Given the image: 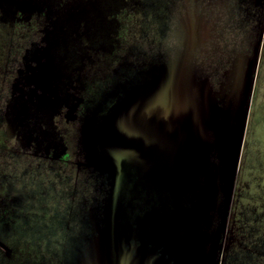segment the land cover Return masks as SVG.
<instances>
[{"label":"rangeland","instance_id":"rangeland-1","mask_svg":"<svg viewBox=\"0 0 264 264\" xmlns=\"http://www.w3.org/2000/svg\"><path fill=\"white\" fill-rule=\"evenodd\" d=\"M186 1L0 0L1 15L9 22L18 21L16 26L21 21L26 23L25 33L31 34L34 41L11 86L13 98L7 103L8 118L18 121L9 126L8 133L15 134L18 138L16 143H21L34 155L48 154L52 159L67 161L64 166L51 163L56 169L45 172L37 166V160L33 162L31 158H20L14 154L9 155L12 159L6 158L0 145V167L6 166L0 168V182L11 184L13 180L9 176L17 180L22 177L23 183L18 185V189L22 190L21 186L26 185L28 176L40 173L42 180L37 186L39 192L47 191L49 195L43 196L46 198L45 205H48V215L58 217L65 226L64 241L58 245L53 243L56 232L59 233V229L55 228H49L45 234L49 243H33L31 251L42 256L38 258V264L82 262L90 232H95L96 210L113 192L110 180L98 175L90 165L82 145L83 127L91 114L100 112L95 108L96 103H102V94L107 91L112 79H117L126 70H139L138 66L147 61L169 59L172 55L170 49L178 42L176 37L181 38L185 51L190 44L176 28L183 15L192 12L196 14L189 13L187 17L191 20L188 22L198 21L204 30L198 31L200 43H195L186 52L192 56L197 79L207 80L210 66L214 69L219 63L215 59L213 64L210 58L205 57L209 53L205 47V32L208 34V25L212 22L211 13L219 11L223 17L221 21L227 22L230 21L227 13L239 11L240 16L235 20L241 27L247 14L251 18L249 5L234 6V0L224 1L223 5H218L217 0ZM256 2L257 20L254 19V23L258 32H263L264 0ZM238 32L240 37L246 33L241 28L231 33L226 31L225 36ZM213 33L210 30L209 34ZM257 59L253 65L244 60L241 70V64L235 60L228 63L229 66L224 63L226 66L223 69H227L225 86L224 83L219 86L223 91L219 87L213 90V85L208 82L215 95L214 105L221 109L222 114L228 113L229 116L221 123L227 133V146L224 167L219 173L220 189H225L228 184L240 118L247 106L231 202L225 230L221 233L224 238L222 258L218 263L216 260V264H264V38ZM167 63L162 62V65ZM230 75L236 77L237 86L233 85ZM59 116L61 121L57 123ZM4 127V119L0 117V130ZM11 143L13 145L14 142ZM30 143L33 144L31 147L28 146ZM13 151L16 148L13 147ZM219 156L222 157L218 151L212 153L210 166H221ZM12 160L17 161L16 170L15 165L11 167L9 164ZM76 163L80 164L78 172ZM89 168L92 171L88 172ZM13 170L14 173L11 172ZM59 181L61 187L56 185ZM23 189L28 193V186ZM58 189L61 193L57 192ZM55 195L63 196L58 199L61 206L52 203ZM26 204L27 201L21 206ZM141 204L140 201L133 202L129 218L144 220L138 217ZM62 206H65V213L61 210ZM20 215L27 220V209ZM75 251H81L79 263L75 259ZM52 254L58 257L53 259Z\"/></svg>","mask_w":264,"mask_h":264},{"label":"water","instance_id":"water-1","mask_svg":"<svg viewBox=\"0 0 264 264\" xmlns=\"http://www.w3.org/2000/svg\"><path fill=\"white\" fill-rule=\"evenodd\" d=\"M201 25L185 24L190 46L199 43ZM124 86L115 104L105 110L97 106L100 112L83 127L85 156L98 175L110 180L113 192L96 210L95 232H90L81 264H216L247 106L228 184L220 189L227 146L221 123L229 116L214 105L208 81H199L180 56ZM214 151L222 156L220 167L209 164ZM142 199L152 209L149 215L144 221L129 218L133 202Z\"/></svg>","mask_w":264,"mask_h":264},{"label":"flooded vegetation","instance_id":"flooded-vegetation-1","mask_svg":"<svg viewBox=\"0 0 264 264\" xmlns=\"http://www.w3.org/2000/svg\"><path fill=\"white\" fill-rule=\"evenodd\" d=\"M188 1V0H187ZM186 1V2H187ZM216 1V0H214ZM225 2H230L231 0H217L216 3L222 4ZM234 6L240 4V5H249V8L251 12V18L245 16L241 21H244L243 26H239L237 23V20H235L236 17L240 16V12H230L228 14V20L225 22L222 20V16H220V12L216 11L218 13L212 12V22L208 25V34L205 32V47L207 50H209V53L205 56L210 58L214 64L215 59L218 60V65L213 66L208 72V79L207 81L213 85L214 87H219L222 83H224V76L227 69H223L228 63H231L233 60H235L237 63L239 62L240 70L242 68V63H244V60H247L251 65L255 64L258 60L257 57L260 53V47H261V41L264 38V30L263 32H258L257 25L254 23V19L257 20L256 10H257V2L256 0H234ZM208 5V4H207ZM219 7V6H218ZM238 8V7H237ZM218 9V8H217ZM254 11V12H253ZM253 12V13H252ZM180 13H182L180 11ZM192 15L196 13L189 12ZM188 13V14H189ZM237 13V14H236ZM188 14H184L183 17L178 22V27L176 28L179 31L183 33V36L185 37L184 31H185V24H188ZM223 14V13H222ZM236 14V16H235ZM191 20V19H190ZM14 21V22H13ZM9 22L4 18V16L0 13V42L2 40V43H0V73L3 74L0 75V112L2 113V116L0 117L4 119L5 127L0 130V145L2 150L4 151V156L8 159H12V156H19L20 158H31L33 162L35 160L38 161L37 166L39 168H42L45 172H53L55 167L51 166V163H61L63 166L67 163L66 160L61 159H52L48 154L42 155V154H32L29 149H24L23 146L16 142H18V138L15 136V134L9 135V126H13L18 120L13 119V117L8 118V102L9 100L13 98V92L11 91V86L14 84V80H16L18 76V72L21 69H18V67H22V63L25 60L26 55L29 52V49L31 48L33 44V39L31 34L28 35V33H25V26L23 21L21 23H18L20 25L16 26L15 23L18 21L13 20ZM20 21V20H19ZM221 23V24H218ZM193 24L194 22L191 21ZM212 24V26H211ZM8 25V26H7ZM238 25V26H237ZM243 29L244 32L246 31L245 35L243 37H240L241 35L236 33L235 35H226V31L228 32H235L238 29ZM31 29V28H30ZM236 29V30H235ZM32 30V29H31ZM210 30H213L214 33L209 34ZM234 30V31H233ZM178 32H176V35ZM212 35V36H211ZM240 35V36H239ZM26 38V39H25ZM178 42L173 45V48L170 50L172 51V55L169 59H164L163 61L160 60H154V61H147L143 63L142 66H138L135 71L126 72L124 71L122 75L118 76L117 79H112L110 82V86L108 87L107 91L102 94V100L104 104L96 103V106H103V109L108 107H112L117 97L120 93H118V90H123L125 87V84L128 85L129 82L133 83L135 82V77H138L140 73L147 72L149 70H152L153 68H157L162 65V62H172L173 60H178L179 57H185V63L186 67H188L191 71L194 69L192 66V56L188 54V52L191 50V46H186V50H183V46L181 45L180 41L181 38H175ZM185 39V38H184ZM4 40V41H3ZM208 40V42H207ZM200 43V38H199ZM207 43V44H206ZM242 56V57H241ZM176 58V59H175ZM220 60V61H219ZM224 61V62H223ZM169 62V63H170ZM181 62H184L181 60ZM226 63V65L224 64ZM220 64V65H219ZM229 66V65H228ZM5 68L4 72L1 71V69ZM212 69V70H211ZM197 77V76H196ZM230 77L236 81V77H233V75ZM198 78V77H197ZM201 82L205 80H201ZM5 85V86H4ZM225 86V83H224ZM220 90L223 91V88H220ZM218 89V90H219ZM222 93V92H220ZM236 92H234L235 94ZM5 100V101H3ZM102 101V103H103ZM102 113V112H101ZM61 117L59 116L57 123H60ZM16 129V128H15ZM14 129V130H15ZM8 133V135L6 134ZM11 142H14L13 145ZM21 145V146H20ZM33 144H29L28 146H32ZM11 147V148H10ZM13 147L16 148V151H13ZM55 160V161H53ZM17 161L12 160L10 161L11 167L15 165L14 170H16L17 167ZM40 163V164H39ZM78 166L80 164L76 163V170H78ZM6 168V166L4 165ZM0 167V168H4ZM5 170V169H4ZM14 170L11 171L14 173ZM2 171V170H0ZM92 171V169H88V172ZM76 172V174H78ZM31 175V174H30ZM79 175V174H78ZM77 176V175H76ZM10 179H12L11 184H4L3 182H0V264H38V258H41V253L39 252H33L31 251V248L33 247L34 242H40L41 244L49 243V239L45 237L48 232L49 228H55L56 230L59 229L55 234V240L53 243L56 242L58 245L59 242L64 241V228L61 223V219H59L56 216L48 215V209L45 205L46 204V198L43 196L49 197L46 192H39L37 184H40V180H42L41 174L35 172V175L28 176V182L26 185L21 186L25 188L26 186L29 187L28 193L24 190L18 189V185L23 183L22 177H19V180L14 179L13 177L9 176ZM5 178H3L4 180ZM71 180V179H69ZM56 185L58 187H61V182H56ZM57 190V192L61 193ZM28 195H26V194ZM63 196L55 195L52 198V203L56 206L59 205V200L62 199ZM49 199V198H47ZM72 200V199H71ZM27 201V206H21L24 204V202ZM45 201V202H44ZM142 202L138 217H143L144 219L147 217L146 214L150 210H152L147 204L145 203L144 199L140 200ZM46 208V209H45ZM54 208V207H53ZM27 209V220L21 218V212L23 210ZM157 208L155 207V210ZM62 212L65 213V206H62ZM154 210V212H155ZM172 216V214H169ZM228 215V213H227ZM156 216V213H155ZM154 216V217H155ZM144 221V220H142ZM47 229V230H45ZM165 237V236H164ZM48 241V242H47ZM140 243V240H139ZM223 244H224V238L220 235L218 244H217V251H216V260L217 263L219 262V259L222 257V250H223ZM22 245V247H21ZM46 247V245H43ZM77 248V247H76ZM76 250V249H75ZM46 252H44L42 255H44ZM94 255V253L91 252V255ZM146 256V253H143ZM159 253H154L153 259H158ZM85 255V254H84ZM53 259L58 257L57 254H52ZM81 258V251H75V259L79 263V259ZM59 259V258H58ZM81 264V261L80 263ZM157 264V263H154Z\"/></svg>","mask_w":264,"mask_h":264}]
</instances>
